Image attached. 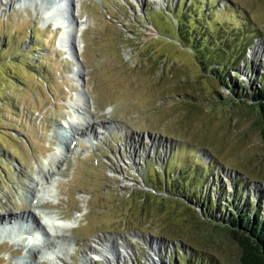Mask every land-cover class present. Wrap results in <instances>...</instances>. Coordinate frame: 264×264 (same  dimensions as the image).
Wrapping results in <instances>:
<instances>
[{
  "label": "rangeland",
  "instance_id": "obj_1",
  "mask_svg": "<svg viewBox=\"0 0 264 264\" xmlns=\"http://www.w3.org/2000/svg\"><path fill=\"white\" fill-rule=\"evenodd\" d=\"M34 1L0 0V214L23 215V229L34 209L68 220L82 214L72 230L77 247L64 261L40 264H84L92 246L112 238L116 260L96 264H240L223 226L246 205L236 191L264 197L258 116L223 85L226 72L207 71L182 44L178 27L187 10L218 38L235 43L243 28L264 36V0H76L77 16L90 20L77 56L47 15V0ZM248 56L252 67L236 83L249 93L263 79L264 38ZM84 90L98 135L61 147ZM59 150L68 157L49 207H34L29 187L41 168L57 169ZM183 187L191 200L177 197ZM200 192L202 201L194 198ZM25 244L0 235V264H20ZM171 249L188 258L179 262Z\"/></svg>",
  "mask_w": 264,
  "mask_h": 264
},
{
  "label": "bare ground",
  "instance_id": "obj_2",
  "mask_svg": "<svg viewBox=\"0 0 264 264\" xmlns=\"http://www.w3.org/2000/svg\"><path fill=\"white\" fill-rule=\"evenodd\" d=\"M18 1H23L24 5H31L34 0ZM74 1L75 0H47V3L49 4L47 5V8L49 7L47 15L50 16V19H54L60 24H64L65 22L68 25L63 34L64 43L68 44L69 42V49L71 48V52L76 55V53H79V50L83 49L81 34L83 35L84 31L87 29L90 20L87 16L86 18H79L75 14L77 8ZM36 3L34 1L35 6ZM41 4H44L43 0L41 1ZM81 70L82 69L77 70L76 73H81ZM91 109L92 104L88 97V92L86 90L80 91L77 94L76 100L72 103V108L70 109L71 113H69L70 117L67 120V129L70 130L69 134H63L61 135V138L59 137V140L63 141L60 143L63 147L66 146L67 148H71L72 146L68 143H72L73 140L76 139V135L79 134L84 138L87 137L92 139V135H95L96 138L98 131L94 132L96 122L94 121ZM67 157V155L63 154L62 150H59V152L55 153L52 157L57 169L53 170V168L49 166L48 168L40 169L39 179L33 181L29 187L32 194L31 202L34 207H39L43 204L46 205L47 208L49 207V205H47L48 198L53 197L55 193L54 181L57 180L56 178L60 175L63 167L66 165L65 162L67 161ZM4 214L5 215L0 214V235L3 236L8 233L12 234L13 230H15L13 233L19 231V234L15 233L16 235H11V238L13 236L14 240L16 239V241L23 244V242H26L28 236H32L34 230L38 228L41 229V234L45 237L43 239L45 241H40V246L35 242H30L33 244L31 246L28 243V250L26 249L27 253H25V256L19 261L20 264H40L44 260H48L49 263H53L54 261H64V257H68V254L77 247V243L74 240L75 238L72 236V230L78 226L82 214L68 220L59 212H51L47 210L39 211L38 209H34L28 216V219H26L25 225H27V229H23L22 226L24 223L21 221L24 218L23 215ZM113 241L112 238V240H109L105 244L99 243L92 246L90 251H88L89 254L86 253L83 255V263L96 264L100 257H103L107 261H115L116 254H114L111 249ZM42 246L44 249H42ZM122 247L124 250L122 255H125L128 250L126 246L123 245Z\"/></svg>",
  "mask_w": 264,
  "mask_h": 264
},
{
  "label": "trees",
  "instance_id": "obj_3",
  "mask_svg": "<svg viewBox=\"0 0 264 264\" xmlns=\"http://www.w3.org/2000/svg\"><path fill=\"white\" fill-rule=\"evenodd\" d=\"M202 11L206 13L207 9H202ZM182 14V17L184 16L183 20H186L181 21L180 19V24L178 22L182 44H184V40H186L189 45L191 44L193 46L196 54L199 56H206L205 59L200 56L198 61L202 63L207 71H215L214 73H218L219 75L226 72V77L224 75L221 76L223 85L230 87L237 102L241 101L256 110L258 125L264 141V75L263 79L259 81L260 87L249 90V93L246 91L247 87L245 85L242 86L240 83V85L236 83L239 82L238 78L240 74H242V70L244 68L249 69L252 65V59L248 55L249 49L253 46L254 39L256 37L264 38V36L260 33L252 32L253 38H250L249 30L246 31V28L245 30L243 28L235 32L237 34L236 36L240 37V40L238 39V41L234 43L232 42L234 38H218L215 32L208 31L206 28L202 29L197 24L196 18L194 20L192 11L184 10ZM192 20L193 22L195 21L193 28L189 26V21ZM204 36L205 38H202ZM235 44H237V48ZM238 179L246 186L245 189H243L246 191L248 189V185H246L247 180L245 178ZM243 187L244 186H242V188ZM182 190L183 191H179L177 194L178 196H176L179 198L181 195H184L191 200V197H193L191 194L192 190L186 187H183ZM240 191L241 189L236 191V196H238L239 199H244V196H247L245 201L246 205L242 207L239 206L241 208L238 207L237 211L232 214V217L225 220V224L227 225L223 226V228L227 229L231 240L236 243L239 248L240 264H264V207L262 206L264 197L263 195L260 196L261 194L257 190L256 201L255 199L249 200L247 192L241 194ZM258 193L260 195H258ZM194 198H199L201 201L204 200L202 192L197 194ZM257 200H259L261 204ZM171 251L172 255H177L179 257V262L188 258L183 252L177 251L176 253L174 249H171ZM177 262L178 261H175V263ZM187 262H192V264H214V262L209 259L203 260V258H201V260L198 258L195 260L188 258Z\"/></svg>",
  "mask_w": 264,
  "mask_h": 264
}]
</instances>
